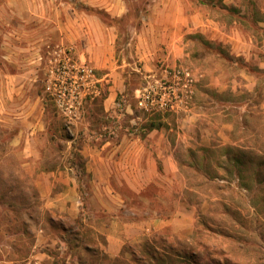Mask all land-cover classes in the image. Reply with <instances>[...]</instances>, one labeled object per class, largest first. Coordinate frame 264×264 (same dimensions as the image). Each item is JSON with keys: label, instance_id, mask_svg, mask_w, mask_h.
Returning <instances> with one entry per match:
<instances>
[{"label": "rangeland", "instance_id": "374dc122", "mask_svg": "<svg viewBox=\"0 0 264 264\" xmlns=\"http://www.w3.org/2000/svg\"><path fill=\"white\" fill-rule=\"evenodd\" d=\"M16 1L0 0V264H60L68 255L143 264L148 252L150 264H264V0H121L117 16L107 0L121 82L112 99L107 70L76 72L86 61ZM161 80L180 90L188 82L191 96L176 111L141 110L137 89ZM151 120L157 127L143 130ZM122 140L143 144L155 173L140 193L110 181L119 214L127 207L180 226L112 261L85 228L62 233L81 219L52 218L45 204L75 188L99 206L86 195L99 187L86 162L116 158ZM39 232L62 236L66 249L40 242Z\"/></svg>", "mask_w": 264, "mask_h": 264}, {"label": "crops", "instance_id": "0c3cea01", "mask_svg": "<svg viewBox=\"0 0 264 264\" xmlns=\"http://www.w3.org/2000/svg\"><path fill=\"white\" fill-rule=\"evenodd\" d=\"M106 1L19 0L15 4L20 6L23 3L29 4L30 18L36 22L38 28L45 25L48 33L57 38L59 44L73 49L81 61L88 62L96 71L107 70L104 78L108 75L113 77L114 81L109 88L108 98L112 99L114 98L112 96H115L117 90L121 88V82L116 80L115 35L112 29L103 23L102 14ZM120 4L121 0L110 1V5L113 6L112 15H119ZM111 6L105 9L111 11ZM18 12L22 13L19 9ZM174 13H177V9ZM139 55L143 56L141 52ZM115 147L122 150L116 158L98 156L86 162L87 169L92 171L93 181L99 183L97 189L90 193L86 192V195L98 197L99 206H92L88 201L80 199V194L75 188L70 189V192L53 194L52 199L45 204L48 211L52 213V218L64 213L71 218L81 219V225L78 224L74 228L63 225L62 233L66 234L72 230L85 228V234H91L92 242L99 248L100 254L104 253L112 261L124 257L123 253L127 256L124 246L141 241L152 242V239L156 238L157 234L163 233L168 225L176 229L178 224L175 220L165 221L168 217L162 219L160 215L153 219L150 217L136 218L132 208L127 207L126 217L119 214L122 205L121 194L110 181L126 184L132 191L140 193L152 181L155 168H153V159L145 156L146 152L140 142L122 140L116 143ZM103 197H109L111 203L101 199ZM37 235L40 242L43 239L47 242L52 240L53 243H59L58 248L62 250L67 247V241L62 236L53 238L45 235L43 237L40 232ZM88 247L90 245H87L86 250ZM47 258L51 256L47 254ZM70 258L71 256L68 255L65 263L60 264H89V258L83 261ZM93 264L103 263L95 260Z\"/></svg>", "mask_w": 264, "mask_h": 264}, {"label": "built area", "instance_id": "2783aa9c", "mask_svg": "<svg viewBox=\"0 0 264 264\" xmlns=\"http://www.w3.org/2000/svg\"><path fill=\"white\" fill-rule=\"evenodd\" d=\"M72 67L76 70V72H80L82 76H94L95 69L86 62H81V64L74 63ZM185 74L189 76V72H186ZM174 86H171L170 84H167V82L161 80L148 83L141 88H138L136 92L138 107L141 110L148 112L176 111L177 106H179V102H181V98H184L183 95L191 96L192 91L189 88L188 82L182 83L181 90L178 85ZM176 87L178 89L177 91ZM182 91L185 94H181Z\"/></svg>", "mask_w": 264, "mask_h": 264}, {"label": "trees", "instance_id": "16d2710c", "mask_svg": "<svg viewBox=\"0 0 264 264\" xmlns=\"http://www.w3.org/2000/svg\"><path fill=\"white\" fill-rule=\"evenodd\" d=\"M197 1L201 2V0H197ZM156 127H157V126H156L154 120H151L150 123L145 124V125L143 126V128H144L143 130H145V129H147V130H152V129L156 128ZM141 131H142V130H141ZM142 132H143V131H142ZM143 133H144V132H143ZM154 257H155V256L152 254V252H148V259H149V261H146V262H144L143 264H150L151 261L154 260ZM134 259H135V261H137V262L140 261L139 258H134ZM197 264H200V263L197 262Z\"/></svg>", "mask_w": 264, "mask_h": 264}]
</instances>
